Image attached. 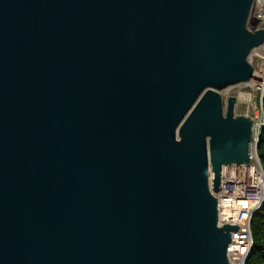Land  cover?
<instances>
[{
    "label": "water",
    "instance_id": "obj_1",
    "mask_svg": "<svg viewBox=\"0 0 264 264\" xmlns=\"http://www.w3.org/2000/svg\"><path fill=\"white\" fill-rule=\"evenodd\" d=\"M253 4L0 0V264H230Z\"/></svg>",
    "mask_w": 264,
    "mask_h": 264
},
{
    "label": "built area",
    "instance_id": "obj_2",
    "mask_svg": "<svg viewBox=\"0 0 264 264\" xmlns=\"http://www.w3.org/2000/svg\"><path fill=\"white\" fill-rule=\"evenodd\" d=\"M250 21L264 25V0H254ZM253 66L252 77L245 82L223 89L225 102L229 95L236 98L235 108L252 120L250 160L247 163L227 164L221 168L220 189L213 194L217 198L218 222L236 223L227 246L230 264H245L252 245L251 221L264 202V167L257 148L264 130V42L254 47L249 54ZM210 186L211 177L209 180Z\"/></svg>",
    "mask_w": 264,
    "mask_h": 264
},
{
    "label": "trees",
    "instance_id": "obj_3",
    "mask_svg": "<svg viewBox=\"0 0 264 264\" xmlns=\"http://www.w3.org/2000/svg\"><path fill=\"white\" fill-rule=\"evenodd\" d=\"M264 111V100H263ZM259 159L264 167V130L257 148ZM253 245L246 264H264V202L260 210L254 214L251 221Z\"/></svg>",
    "mask_w": 264,
    "mask_h": 264
},
{
    "label": "rangeland",
    "instance_id": "obj_4",
    "mask_svg": "<svg viewBox=\"0 0 264 264\" xmlns=\"http://www.w3.org/2000/svg\"><path fill=\"white\" fill-rule=\"evenodd\" d=\"M220 92H221V94L223 93L222 90ZM235 113H242V108L240 105L235 108Z\"/></svg>",
    "mask_w": 264,
    "mask_h": 264
}]
</instances>
